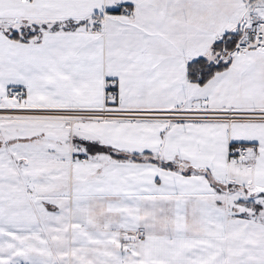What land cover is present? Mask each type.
I'll list each match as a JSON object with an SVG mask.
<instances>
[{
    "label": "snow or ice",
    "instance_id": "6c2138e0",
    "mask_svg": "<svg viewBox=\"0 0 264 264\" xmlns=\"http://www.w3.org/2000/svg\"><path fill=\"white\" fill-rule=\"evenodd\" d=\"M0 264H264V0H0Z\"/></svg>",
    "mask_w": 264,
    "mask_h": 264
}]
</instances>
